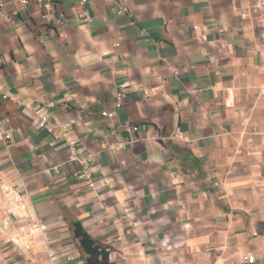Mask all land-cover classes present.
I'll list each match as a JSON object with an SVG mask.
<instances>
[{
	"label": "crops",
	"instance_id": "obj_1",
	"mask_svg": "<svg viewBox=\"0 0 264 264\" xmlns=\"http://www.w3.org/2000/svg\"><path fill=\"white\" fill-rule=\"evenodd\" d=\"M51 2L43 18L0 0L13 130L0 181L25 204L7 213L0 189V264H96L76 222L109 251L99 264H264V47L249 0H87L89 22L79 0ZM84 166L93 188L74 177Z\"/></svg>",
	"mask_w": 264,
	"mask_h": 264
},
{
	"label": "built area",
	"instance_id": "obj_2",
	"mask_svg": "<svg viewBox=\"0 0 264 264\" xmlns=\"http://www.w3.org/2000/svg\"><path fill=\"white\" fill-rule=\"evenodd\" d=\"M14 6L17 8H25L28 4L31 2L36 3L40 10H41V15L43 18H46L52 10V2L51 0H12ZM79 16L82 17V20L84 22H89L90 21V12L87 7V0H79ZM247 14L246 12H243L242 15L245 17L246 15H251V17L256 18L258 21V25L260 27V39H261V47H264V0H249L248 8H247ZM126 12V9H121L120 13ZM64 18V14H60V20ZM261 94H264V88L260 90ZM5 97V96H4ZM127 94L125 90H122L118 92L115 95L114 98V105L118 109L121 107L125 100H126ZM105 118L107 119H112L113 118V113H104L103 114ZM47 124V119L42 118L41 122L39 123V127L43 128ZM12 128H11V121L10 118L8 117H3L0 115V138H2L4 141H8L11 138L12 134ZM177 137L180 138V134H177ZM125 147V142L123 141H115V142H109L106 144V149L109 151H114V150H120ZM68 162H78L80 164H84V160L80 158L78 152L76 149L72 148L69 150L68 153ZM53 170L58 173L59 172V166H53ZM74 177L78 182L84 183L88 188H93L95 181L92 176V171L89 167L84 166L79 172L74 174ZM0 189L4 193V199H5V210L7 213H11V210L14 209L15 207H20L22 209L25 208V204L22 200V197L19 193L13 192L10 190V188L0 181ZM26 217V216H22ZM45 229V226L38 225L34 227L31 236L35 237L36 232L38 231H43ZM63 255L66 257L67 261H72L75 259V253L71 252L66 246V248L63 250ZM56 259L57 257L53 255H49V258L46 262H43L41 264H56ZM254 257L249 256L248 261L253 262ZM80 264H86L84 260L80 261Z\"/></svg>",
	"mask_w": 264,
	"mask_h": 264
},
{
	"label": "water",
	"instance_id": "obj_3",
	"mask_svg": "<svg viewBox=\"0 0 264 264\" xmlns=\"http://www.w3.org/2000/svg\"><path fill=\"white\" fill-rule=\"evenodd\" d=\"M73 234L78 240L81 249L88 255L92 262L99 264L100 262L107 260L109 251L96 245L84 231L80 222L73 224Z\"/></svg>",
	"mask_w": 264,
	"mask_h": 264
}]
</instances>
